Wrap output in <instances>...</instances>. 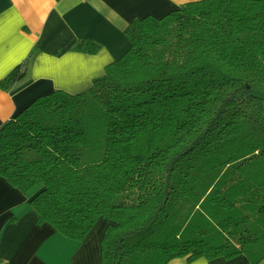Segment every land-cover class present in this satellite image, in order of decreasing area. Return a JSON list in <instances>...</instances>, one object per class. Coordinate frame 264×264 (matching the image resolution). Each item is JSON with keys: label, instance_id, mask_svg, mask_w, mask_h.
I'll list each match as a JSON object with an SVG mask.
<instances>
[{"label": "trees", "instance_id": "trees-1", "mask_svg": "<svg viewBox=\"0 0 264 264\" xmlns=\"http://www.w3.org/2000/svg\"><path fill=\"white\" fill-rule=\"evenodd\" d=\"M126 35L128 52L89 89L40 96L0 129V176L68 239L105 219L103 264H259L264 0L189 2ZM74 47L101 49L74 40L56 54ZM35 53L2 89L25 79Z\"/></svg>", "mask_w": 264, "mask_h": 264}, {"label": "crops", "instance_id": "crops-1", "mask_svg": "<svg viewBox=\"0 0 264 264\" xmlns=\"http://www.w3.org/2000/svg\"><path fill=\"white\" fill-rule=\"evenodd\" d=\"M191 1L196 0H0V81L36 52L23 81L0 87V129L40 96L89 89L130 49L126 29L132 21L162 18ZM74 40L96 42L101 49L91 54L74 47L56 54ZM29 197L0 176V264H103L105 219L83 241L68 239L38 223ZM193 264L252 263L241 255L203 257Z\"/></svg>", "mask_w": 264, "mask_h": 264}, {"label": "rangeland", "instance_id": "rangeland-1", "mask_svg": "<svg viewBox=\"0 0 264 264\" xmlns=\"http://www.w3.org/2000/svg\"><path fill=\"white\" fill-rule=\"evenodd\" d=\"M170 264H187L184 257L176 258Z\"/></svg>", "mask_w": 264, "mask_h": 264}, {"label": "bare ground", "instance_id": "bare-ground-1", "mask_svg": "<svg viewBox=\"0 0 264 264\" xmlns=\"http://www.w3.org/2000/svg\"><path fill=\"white\" fill-rule=\"evenodd\" d=\"M196 1H201V0H196ZM196 1H191V2H196Z\"/></svg>", "mask_w": 264, "mask_h": 264}]
</instances>
